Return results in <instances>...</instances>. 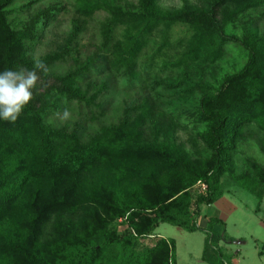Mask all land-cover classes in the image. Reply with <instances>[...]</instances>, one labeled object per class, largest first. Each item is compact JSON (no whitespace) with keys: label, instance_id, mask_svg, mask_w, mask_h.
<instances>
[{"label":"trees","instance_id":"1","mask_svg":"<svg viewBox=\"0 0 264 264\" xmlns=\"http://www.w3.org/2000/svg\"><path fill=\"white\" fill-rule=\"evenodd\" d=\"M26 1L0 0V71L32 69L33 46L65 10L62 3L43 8L31 16L29 27L18 31L9 9ZM156 1L139 0V9H134L120 2L102 5L78 0L85 17L101 9L110 12L113 18L107 24L105 45L119 59L100 57L91 66L77 62L72 77L38 73L31 105L14 124L0 121V264H177L174 240L161 238L150 247L143 243L161 224L188 233L205 232L202 262L226 264L220 245L235 244L227 237L226 223L210 218L200 227L192 207L201 214L203 206L220 201L227 193L222 179L229 176L259 200L260 209L264 140L259 143L261 159L245 158L246 173H238L236 154L247 139L245 126L257 125L264 134V0H213L207 11L174 15L158 14ZM32 6L30 2L25 8ZM230 8L240 15L258 11L255 19L247 16L255 25L242 30L241 38L225 32L221 16ZM139 21L150 26H202L190 43V62L215 66L232 47L247 57L245 67L223 76L216 88L205 82L193 88L200 94L199 105L183 114L192 125L203 127L197 138L206 147L205 155L179 152L169 141H146V103L129 107L118 125L100 130L90 140L76 130L45 125L46 118L74 102L95 106L92 103L101 91L87 100V93L74 87L85 75L118 73L131 85L140 81L138 68L145 74L161 71L155 57L147 63L137 61L146 48L145 32L127 50L115 39L120 25ZM214 35L220 46L204 52L206 38ZM43 62L48 65L49 60ZM164 71L169 72V67ZM199 182L208 186V192L193 202L192 191ZM122 219L127 229L119 233L114 224ZM259 255L264 256V245Z\"/></svg>","mask_w":264,"mask_h":264},{"label":"rangeland","instance_id":"2","mask_svg":"<svg viewBox=\"0 0 264 264\" xmlns=\"http://www.w3.org/2000/svg\"><path fill=\"white\" fill-rule=\"evenodd\" d=\"M30 2L33 6L25 8ZM132 5L139 9V0H90V4L117 3ZM65 6L63 13L53 23L47 26L43 33V40L33 46L32 56L41 61L49 60L48 75L58 77H72L76 75L77 62L88 64L94 60L105 58L116 61L119 57L108 51L105 45V33L111 16L110 12L101 9L92 17H85L80 13L81 5L78 0H27L10 8V20L20 31L32 22L31 16L50 5ZM213 0H157L155 10L160 15H174L185 10L207 11ZM130 10V9H129ZM230 8L221 16L225 32L228 36L241 38L243 31L254 28L258 11L247 13ZM250 15V16H249ZM249 16V17H247ZM31 19V20H30ZM147 22L139 21L132 24H122L115 31V39L124 45V50L135 45L138 38L145 32L146 48L138 58V62L147 63L155 57L154 63L161 70L145 74L141 72L139 82L130 85V80L118 73H104L102 75H85L74 83V87L87 93V100H94L93 107L74 102L68 109L54 112L46 118L45 125L54 129H66L68 132L78 131L81 138L90 140L100 130L118 125L126 110L134 105L146 103L148 126L145 127L146 141L153 143L169 141L179 152L194 155L206 154L205 145L197 138V133L203 130L202 126H195L183 113L199 105L200 94L195 91L196 85L205 82L213 87L221 82L223 76L232 75L243 69L247 57H243L238 49L232 47L215 66H205L200 62H190L187 54L194 36L201 33L202 26L191 27L186 24L155 23L146 33ZM220 46L216 35L206 38L204 52L214 51ZM241 55V56H240ZM97 61V60H96ZM169 67V72L164 67ZM102 70H104L101 67ZM180 88H173L177 82L183 81ZM136 83V84H135ZM98 107V108H97ZM182 114V115H181ZM247 138L239 146L236 154L237 170L239 174L247 172L245 158L251 156L261 159L259 143L264 140V134L257 125H248L243 128ZM167 177V175H166ZM223 187L227 192L225 199L212 209L204 208L203 215L218 216L226 223L227 237L235 244L224 245L221 249L226 264H264V256L259 253L264 245V200L259 207V200L250 192L238 187L229 176L222 179ZM194 195V196H193ZM193 202L199 196L198 191H192ZM197 224L202 227L201 214L192 207ZM119 233L127 229L125 219L114 224ZM207 234L198 231L188 233L178 227L161 224L153 237L143 240L146 246H155L161 238L172 239L176 242L177 264H204L202 254Z\"/></svg>","mask_w":264,"mask_h":264},{"label":"clouds","instance_id":"3","mask_svg":"<svg viewBox=\"0 0 264 264\" xmlns=\"http://www.w3.org/2000/svg\"><path fill=\"white\" fill-rule=\"evenodd\" d=\"M47 65L34 59L32 69L8 68L0 71V121L14 124L34 101L38 73H46Z\"/></svg>","mask_w":264,"mask_h":264},{"label":"crops","instance_id":"4","mask_svg":"<svg viewBox=\"0 0 264 264\" xmlns=\"http://www.w3.org/2000/svg\"><path fill=\"white\" fill-rule=\"evenodd\" d=\"M226 194H227V193H226ZM226 194H225L224 197H223L220 201H218L216 204H220V202H222V201L225 199V197L227 196ZM216 204H214V205H216ZM214 205H212V206H207V207H209L210 209H212ZM205 207H206V206H203L202 209H201V217H200V218L204 220L203 223H202V227H205V226L207 225V220L210 219V218H217V219L222 220L221 217H218V216H210L209 214H207L206 216H204V215H203V212H204V208H205ZM223 244H225V243H222V244L220 245L222 249H224V248H223V247H224ZM225 245H227V244H225Z\"/></svg>","mask_w":264,"mask_h":264},{"label":"built area","instance_id":"5","mask_svg":"<svg viewBox=\"0 0 264 264\" xmlns=\"http://www.w3.org/2000/svg\"><path fill=\"white\" fill-rule=\"evenodd\" d=\"M198 191V194H206L208 192V186L205 183L199 182L195 188Z\"/></svg>","mask_w":264,"mask_h":264}]
</instances>
